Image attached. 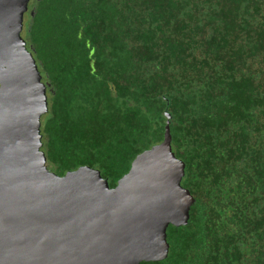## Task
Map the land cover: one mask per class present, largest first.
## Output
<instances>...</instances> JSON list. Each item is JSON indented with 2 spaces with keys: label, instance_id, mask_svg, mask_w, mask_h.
Returning a JSON list of instances; mask_svg holds the SVG:
<instances>
[{
  "label": "trees",
  "instance_id": "obj_1",
  "mask_svg": "<svg viewBox=\"0 0 264 264\" xmlns=\"http://www.w3.org/2000/svg\"><path fill=\"white\" fill-rule=\"evenodd\" d=\"M28 26L56 86V173L116 187L171 115L195 202L169 256L142 264H264V0H40Z\"/></svg>",
  "mask_w": 264,
  "mask_h": 264
},
{
  "label": "water",
  "instance_id": "obj_2",
  "mask_svg": "<svg viewBox=\"0 0 264 264\" xmlns=\"http://www.w3.org/2000/svg\"><path fill=\"white\" fill-rule=\"evenodd\" d=\"M26 0H0V58L9 57L16 100L27 124L34 94L47 109L45 85L31 56L19 60L9 44L19 36ZM34 15V13H33ZM15 45V44H11ZM27 56V58H26ZM14 59H17L14 60ZM5 85V86H4ZM38 93H43L39 95ZM26 108L32 110H26ZM162 144L145 151L111 188L101 171L82 166L65 176H34L10 163L0 136V264H142L165 260L168 229L187 226L195 202L183 187L185 163L176 157L170 130ZM8 116V115H4ZM4 124L11 119H3ZM36 148L39 130L33 128Z\"/></svg>",
  "mask_w": 264,
  "mask_h": 264
},
{
  "label": "flooded vegetation",
  "instance_id": "obj_3",
  "mask_svg": "<svg viewBox=\"0 0 264 264\" xmlns=\"http://www.w3.org/2000/svg\"><path fill=\"white\" fill-rule=\"evenodd\" d=\"M40 0H26L25 6L27 7L26 11L23 13V22L20 28L19 36L16 38L14 43L9 44L10 47L13 48L14 55L17 59H21L23 54L27 56H31L32 59L35 60L41 76L42 82L45 85V97L47 101V109L45 111H41L40 106L41 103L33 93L28 96L26 104L28 106L33 107L35 110L32 111L28 108L26 110L33 112L32 122L27 124L25 117H23L25 113L24 106L11 105V100L15 98L16 100V88L13 85L12 81L6 84V87L3 88L2 84L5 80L8 79V74L10 73L9 67V57L3 56L0 58V136L6 142V152L10 157V165L13 164L14 167L25 170L26 172H30L34 176H39L43 173H51L57 176H65L56 173V169L53 166L52 162L49 160L46 154V131L44 127V122L46 121V117L50 109L52 108L53 98L57 95L56 86L52 84L48 74L43 71L40 67V63L36 58V52L34 46L30 42V26H28V22L31 18L35 17L38 3ZM34 13V15H33ZM2 39V33L0 36ZM15 44V45H11ZM34 50V51H33ZM26 56V58H27ZM17 59H14L17 61ZM5 86V85H4ZM42 95L43 93H38ZM8 115V116H4ZM11 119V122L8 124H4L2 122L3 119ZM33 128L39 130L38 137L40 138V144L36 148L33 136Z\"/></svg>",
  "mask_w": 264,
  "mask_h": 264
}]
</instances>
